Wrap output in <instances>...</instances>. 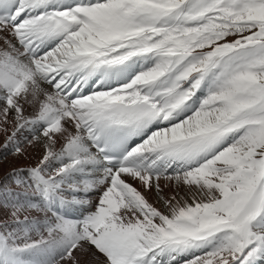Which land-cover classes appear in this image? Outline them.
<instances>
[{
	"label": "snow or ice",
	"instance_id": "snow-or-ice-1",
	"mask_svg": "<svg viewBox=\"0 0 264 264\" xmlns=\"http://www.w3.org/2000/svg\"><path fill=\"white\" fill-rule=\"evenodd\" d=\"M0 264H264V0H0Z\"/></svg>",
	"mask_w": 264,
	"mask_h": 264
}]
</instances>
